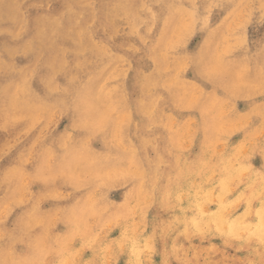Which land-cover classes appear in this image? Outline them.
I'll use <instances>...</instances> for the list:
<instances>
[{
    "label": "rangeland",
    "instance_id": "obj_1",
    "mask_svg": "<svg viewBox=\"0 0 264 264\" xmlns=\"http://www.w3.org/2000/svg\"><path fill=\"white\" fill-rule=\"evenodd\" d=\"M0 50V264H264V0H0Z\"/></svg>",
    "mask_w": 264,
    "mask_h": 264
},
{
    "label": "bare ground",
    "instance_id": "obj_2",
    "mask_svg": "<svg viewBox=\"0 0 264 264\" xmlns=\"http://www.w3.org/2000/svg\"><path fill=\"white\" fill-rule=\"evenodd\" d=\"M129 1H130V0H129ZM58 2H59V1H58ZM59 3H60V2H59ZM23 5H24V4H23ZM151 5H152V4H151ZM155 6H156V5H155ZM160 6H161V4H160ZM160 6H159V7H160ZM153 7H154V6H153ZM160 8H161V7H160ZM153 9H154V8H153ZM161 9H162V8H161ZM159 11H160V9H159ZM159 11H158V12H159ZM32 12H33V10H32ZM52 12H53V11H52ZM160 12H161V11H160ZM159 14H160V13H159ZM2 15H3V13H2ZM157 16H158V15H157ZM5 23H6V22H5ZM10 23H11V22H10ZM63 23H64V22H63ZM1 24H2V23H1ZM125 28H126V27H125ZM143 28H144V27H143ZM3 35H4V33H3ZM19 35H20V34H19ZM25 37H26V36H25ZM23 38H24V37H23ZM1 41H2V40H1ZM19 41H20V40H19ZM22 42H23V41H22ZM68 42H69V41H68ZM8 43H9V42H8ZM19 43H20V42H19ZM2 44H4V42H3ZM157 49H158V48H157ZM0 51H1V50H0ZM112 51H114V50H112ZM67 52H68V51H67ZM33 54H34V53H33ZM33 54H32V56H33ZM70 54H71V53H70ZM70 54H69V55H70ZM30 55H31V54H30ZM130 56H131V55H130ZM69 57H70V56H69ZM135 57H136V56H135ZM34 58H35V57H34ZM66 58H67V57H66ZM80 58H81V57H80ZM168 58L170 59V57H168ZM22 59H23V58H22ZM25 59H26V58H25ZM25 59H24V60H25ZM32 59H33V58H32ZM18 60H19V58H18ZM20 60H21V59H20ZM20 60H19V61H20ZM134 60H135V59H134ZM25 61L27 62L28 60H25ZM131 61H132V60H131ZM135 61H136V60H135ZM21 63H22V62H21ZM27 63H28V62H27ZM109 66H110V64H109ZM107 68H108V66H107ZM144 68H145V67H144ZM43 70H44V69H43ZM65 70H66V69H65ZM73 70H74V69H73ZM79 70H80V69H79ZM100 71H101V70H100ZM13 72H14V71H13ZM41 72H42V71H41ZM101 72H102V71H101ZM45 73H46V72H45ZM98 73H99V72H98ZM103 73H104V72H103ZM62 74H63V73H62ZM68 75H69V74H68ZM100 75H101V74H100ZM6 76H7V75H6ZM8 76H9V75H8ZM79 76H80V75H79ZM130 76H131V75H130ZM134 76H135V75H134ZM58 77H59V76H58ZM67 77H68V76H67ZM62 79H63V78H62ZM33 81H34V80H33ZM75 81H76V80H75ZM129 81H130V80H129ZM59 82H60V81H59ZM77 82H78V81H77ZM80 82H81V81H80ZM131 82L133 83V81H131ZM128 85H129V84H128ZM131 85H132V84H131ZM152 90H153V89H152ZM31 92H32V91H31ZM48 92H49V91H48ZM59 92H60V91H59ZM50 93H51V92H50ZM54 93H55V92H54ZM61 93H62V92H61ZM61 93H60V94H61ZM69 93H70V92H69ZM51 94H52V93H51ZM57 94H58V93H57ZM60 94H59V96H60ZM67 94H68V93H67ZM52 95H53V94H52ZM55 97H57V96H55ZM62 97H63V96H62ZM66 97H67V96H66ZM60 98H61V97H60ZM63 99H64V98H63ZM129 99H130V98H129ZM57 100H58V99H57ZM60 100H61V99H60ZM64 100H65V99H64ZM130 100H131V99H130ZM62 101H63V100H62ZM65 101H66V100H65ZM61 103H62V102H61ZM64 103H65V102H64ZM63 105H64V104H63ZM66 105H67V104H66ZM66 105H65V106H66ZM62 107H63V106H62ZM158 111H159V110H158ZM159 112H160V111H159ZM41 115H42V114H41ZM134 116H135V115H134ZM152 116H153V115H152ZM54 118H55V117H54ZM156 118H157V117H156ZM134 119H135V118H134ZM45 120H46V119H45ZM150 120H151V119H150ZM151 121H152V120H151ZM157 122H158V121H157ZM41 123H42V122H41ZM59 123H60V122H59ZM138 123H139V122H138ZM161 123H162V122H161ZM131 125H132V124H131ZM148 125H149V124H148ZM53 126H54V125H53ZM146 126H147V125H146ZM141 127H142V126H141ZM142 128H143V127H142ZM161 128H162V126H161ZM161 128H160V129H161ZM48 129H50V128H48ZM132 129H133V128H132ZM155 129L158 130V128H155ZM50 130H51V129H50ZM152 130H153V129H152ZM163 131H164V130H163ZM46 132H48V131H46ZM153 132H154V131H153ZM155 132H156V131H155ZM139 133H140V132H139ZM142 133H144V132H142ZM149 133H151V132H149ZM157 133H158V132H157ZM43 134H44V132H43ZM135 134H137V132H136ZM147 134H148V133H147ZM147 134H146V135H147ZM132 135H133V133H132ZM141 135H142V134H141ZM149 135H150V134H149ZM154 135H155V134H154ZM77 136H78V134H77ZM135 136H136V135H135ZM137 137H138V136H137ZM146 137H148V136H146ZM146 137H145V138H146ZM163 137H164V136H163ZM86 138H87V137H86ZM139 138H140V137H139ZM139 138H138V139H139ZM77 139H78V138H77ZM77 139H76V141H77ZM135 139H136V138H135ZM72 140H73V139H72ZM79 140H80V139H79ZM136 141H137V140H136ZM141 141H142V139H141ZM81 142H83V141H81ZM41 143H42V141H41ZM93 143H94V142H93ZM134 143H135V142H134ZM138 143H139V142H138ZM138 143L136 142V144H138ZM162 144H163V141H162ZM165 144H166V143H165ZM131 147H132V146H131ZM133 147H134V146H133ZM135 147H136V146H135ZM140 147H141V146H140ZM34 148H35V147H34ZM149 148H150V146H149ZM149 148H148V149H149ZM91 149H92V148H91ZM134 149H135V148H134ZM156 149H158V148H156ZM160 149H162V148H160ZM152 150H153V149H152ZM140 152H142V151H140ZM153 152H154V150H153ZM143 153H145L144 150H143ZM166 154H167V152H166ZM136 155H137V154H136ZM156 155H157V154H156ZM167 155H168V154H167ZM136 157H137V156H136ZM143 157H144V156H143ZM143 157H142V158H143ZM145 157H146V156H145ZM142 158H141V159H142ZM163 158H164V157H163ZM169 158H170V157H169ZM137 159H139V158H137ZM165 160H166V159H165ZM168 160H169V159H168ZM135 161H136V159H135ZM139 161H140V160H139ZM151 161H152V160H151ZM156 161H157V160H156ZM153 162H154V160L152 161V163H153ZM139 163H140V162H139ZM150 163H151V162H150ZM152 165H153V164H152ZM137 166H138V165H137ZM150 166H151V165H150ZM139 167H140V166H139ZM166 167H167V166H166ZM166 167H165V168H166ZM140 169H141V168H140ZM162 169H163V168H162ZM163 171H164V169H163ZM152 174H153V173H152ZM160 176H161V175H160ZM164 178H165V177H164ZM109 185H114V184H111V183H110ZM124 185H125V184H124ZM124 185H123V186H124ZM118 186H119V185H118ZM125 186H126V185H125ZM110 187H111V186H110ZM114 187L116 188V186H114ZM108 188H109V186H108ZM128 189H131V188L129 187ZM106 191H108V190L106 189ZM104 192H105V191H104ZM124 193H125V192H124ZM102 194H103V193H102ZM102 194H101V195H102ZM96 195H97V194H96ZM105 195H106V194H105ZM100 197H101V196H100ZM100 197H99V198H100ZM96 198H97V197H96ZM101 198H102V197H101ZM103 198H104V197H103ZM106 198H107V197H106ZM99 200H100V199H99ZM103 200H104V199H103ZM103 200H102V201H103ZM106 200H107V199H106ZM106 200H105V201H106ZM41 206H42V205H41ZM42 207H43V206H42ZM43 208H44V207H43ZM234 211H235V210H234ZM45 220H46V219H45ZM44 224H45V223H44ZM45 225H46V224H45ZM59 226H60V225H59ZM146 228H147V227H146ZM57 235H58V234H57ZM168 243H169V242H168ZM18 247H19V246H18ZM165 250H166V249H165ZM15 253H16V252H15ZM132 256H133V255H132ZM130 257H131V256H130ZM126 258H127V257H126Z\"/></svg>",
    "mask_w": 264,
    "mask_h": 264
}]
</instances>
